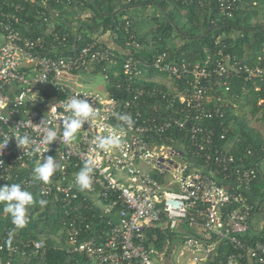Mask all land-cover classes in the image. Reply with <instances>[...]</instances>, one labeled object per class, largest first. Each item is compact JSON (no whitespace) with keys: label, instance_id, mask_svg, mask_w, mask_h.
<instances>
[{"label":"built area","instance_id":"built-area-1","mask_svg":"<svg viewBox=\"0 0 264 264\" xmlns=\"http://www.w3.org/2000/svg\"><path fill=\"white\" fill-rule=\"evenodd\" d=\"M49 1L0 0V143L9 138L0 149V185L34 188L56 204L63 248L84 255L89 264H171L174 253L175 264H264V240L247 237L252 218L264 215V200H249L264 160L248 165L216 143L226 138L223 107L232 79L241 77L258 90L263 56L242 61L226 54V43L218 38L195 62L169 59L165 51L143 60L135 56L143 44L129 16L120 50L94 38L76 50L77 35L69 30L50 31L46 40L24 29L30 25L28 12L46 25L59 17ZM241 1L215 3L230 18ZM82 73L101 75L104 91L83 88L76 78ZM72 97L89 99L97 115L64 139L70 113L63 101ZM125 114L131 123L118 119ZM48 127L58 137L49 146L42 142ZM110 134L119 136L120 144L98 149L97 139ZM25 135L31 141L26 149L15 137ZM49 155L60 168L44 184L32 170ZM86 160L94 172L91 187L81 191L75 174ZM155 229L165 237L160 247L159 235L149 233ZM32 254L45 257L42 239L20 238L11 226H0L1 263Z\"/></svg>","mask_w":264,"mask_h":264},{"label":"trees","instance_id":"trees-1","mask_svg":"<svg viewBox=\"0 0 264 264\" xmlns=\"http://www.w3.org/2000/svg\"><path fill=\"white\" fill-rule=\"evenodd\" d=\"M49 5L59 12L62 9L67 12L68 16L77 14L79 11H92V16L86 20L77 17L80 26L77 30L76 50L90 40L85 35V31L92 33L99 28L111 31L115 44L120 50L127 37L122 27L124 22L122 16L126 15L131 7L150 5L161 10L165 18L158 22L152 32L153 38L150 42L145 43L139 38L143 49L138 51L135 56L140 59L150 61L157 53L165 51L169 59L185 58L195 62L204 59L206 53L203 50L205 48L214 49V42L218 38L223 39L226 43L227 47L224 52L228 55H235L238 59L248 63L254 61L258 55H262L264 58V31H259L264 28V0H242L230 18L220 14L215 0L205 2L203 5H199L197 0H132L130 3H126L124 0H71L69 3L60 4L50 0ZM27 9L30 10L31 7ZM25 15L23 14L22 18ZM120 16L121 18H119ZM25 19L34 29L33 32H27L29 35L42 36L47 40L42 35L46 24L42 23L34 12H28ZM209 29L210 31L207 32ZM63 30L69 29L62 24L55 23L51 31L62 33ZM235 33L237 34L235 35ZM199 35L203 36L199 38ZM177 39L180 41L179 44L174 43ZM71 40L74 41V36H71ZM121 64L122 60L119 59L115 71L120 72ZM152 74L153 71H148V75ZM242 86H246L248 91L242 92ZM258 86L259 89L254 90L251 82H244L241 77H236L232 79L227 96L228 98L234 96L242 98L249 104L250 115L259 114L264 123V81L258 83ZM223 108L227 132L225 140H216L218 146L228 147L229 152L237 158L242 157L248 165L263 161L264 139L248 126L245 118L233 114L231 105L225 104ZM235 138H239V140L235 142ZM247 148H251V155L246 154ZM26 190L33 194L35 203L29 208L25 226L16 228L11 223L9 214L4 212L3 204H0V226H11L20 238L29 240L44 238L46 255L43 259L38 260L32 254L33 256L17 259L12 264H89L84 255L67 254L63 246L57 245L52 238L54 235H58L61 230L58 206L49 201L46 205L41 206L38 201L42 198L36 190L34 188ZM249 200H264V170L258 173L251 185ZM260 215L264 219V215ZM153 232L159 235L157 247L162 246L165 241L162 231L155 229L149 233ZM260 233L255 236L247 235V237L251 236L253 239L263 241L264 230ZM60 236L63 238L64 235L61 233ZM1 257L4 255L2 254ZM0 264L3 263L0 262Z\"/></svg>","mask_w":264,"mask_h":264},{"label":"clouds","instance_id":"clouds-1","mask_svg":"<svg viewBox=\"0 0 264 264\" xmlns=\"http://www.w3.org/2000/svg\"><path fill=\"white\" fill-rule=\"evenodd\" d=\"M64 110L70 113L68 119L64 122L63 138L71 139L77 131L91 118L97 115L93 104L89 99L72 97L63 101ZM118 119L131 123V117L127 114L119 115ZM44 122V120L42 121ZM41 122V123H42ZM18 146L26 149L31 143L28 136H15ZM57 132L54 128L48 127L46 134L43 136L42 142L51 145L57 140ZM9 143L7 138L3 143H0V149L5 148ZM120 144L119 136L110 134L97 139V148L104 151H109L113 147ZM49 150H46V152ZM38 151V149H37ZM60 168V165L54 156H44L42 162H37L32 173L35 180L44 184L50 182L52 176ZM94 165L91 161H85L79 171L75 174V184L79 190L84 191L91 187L92 173ZM41 206L46 205L47 201L41 199L38 201ZM35 203L33 194L24 189L19 183H11L9 185H0V204H3V210L9 214L11 223L16 228H22L27 223L29 208ZM11 233L9 236L11 237ZM10 242V240H9Z\"/></svg>","mask_w":264,"mask_h":264},{"label":"crops","instance_id":"crops-1","mask_svg":"<svg viewBox=\"0 0 264 264\" xmlns=\"http://www.w3.org/2000/svg\"><path fill=\"white\" fill-rule=\"evenodd\" d=\"M133 10H129V16L132 19V27L137 36L142 39L143 42L148 43L152 40L153 35L152 32L158 25V22H161L165 16L161 12V10L156 7L150 5H139L131 7ZM130 8V9H131ZM59 17L55 20H52L50 25H46L45 30L42 32V35L46 38H49V33L54 27L55 23H59L65 26L73 35H77V30H79L80 21L77 19L79 16L81 20H86L88 17L92 16L91 10H86L82 12H78L77 14H73L72 16H68L67 12L57 11ZM24 29H27L28 32L34 31L30 25H23ZM85 35L88 38H94L98 40L100 43L110 47L111 49L118 50L119 47L115 44L114 37L110 30H103L99 28L98 30L89 33L85 31ZM106 87V85H105ZM260 216V217H259ZM260 220V221H259ZM264 230V219L260 214L255 215L251 220V229L250 235L255 236L261 234Z\"/></svg>","mask_w":264,"mask_h":264},{"label":"rangeland","instance_id":"rangeland-1","mask_svg":"<svg viewBox=\"0 0 264 264\" xmlns=\"http://www.w3.org/2000/svg\"><path fill=\"white\" fill-rule=\"evenodd\" d=\"M134 8L128 9L127 14L124 16H129V10H133ZM80 12V11H79ZM130 17V16H129ZM121 18V16L119 17ZM237 33H235L236 35ZM179 40L177 39L174 43L179 44ZM77 81L81 83L83 88L95 90L98 92H103L105 89V81L102 79L101 75L99 74H78L77 75ZM225 104L231 105L233 108V114L238 117H243L246 119L247 124L250 128H252L254 131H256L262 139H264V123L259 117V114L255 116H251L249 113V104H247L242 98L240 97H229L226 96ZM257 216V215H256ZM260 217V216H259ZM260 221V220H259ZM60 232L58 235H54L52 238L54 239L55 243L57 245H64V239L60 236ZM43 241L44 238L42 239ZM177 254H173L171 257V264L176 263Z\"/></svg>","mask_w":264,"mask_h":264},{"label":"water","instance_id":"water-1","mask_svg":"<svg viewBox=\"0 0 264 264\" xmlns=\"http://www.w3.org/2000/svg\"><path fill=\"white\" fill-rule=\"evenodd\" d=\"M210 31V29L209 30H207V32H209ZM259 31H264V28H262V29H259ZM203 35H199L198 37L200 38V37H202Z\"/></svg>","mask_w":264,"mask_h":264}]
</instances>
